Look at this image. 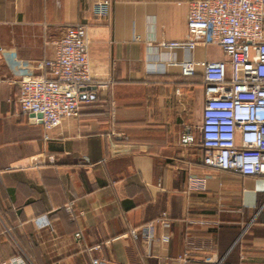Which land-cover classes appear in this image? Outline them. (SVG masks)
Wrapping results in <instances>:
<instances>
[{"label":"crops","instance_id":"1","mask_svg":"<svg viewBox=\"0 0 264 264\" xmlns=\"http://www.w3.org/2000/svg\"><path fill=\"white\" fill-rule=\"evenodd\" d=\"M100 1L0 0V264H264V177L202 164V63L224 55L159 46L187 39L193 0H109L105 17ZM75 24L88 26L94 78L112 85L46 132L20 111L18 78L44 74ZM187 61L194 76L181 75ZM163 213L170 228L157 225L148 251L130 228Z\"/></svg>","mask_w":264,"mask_h":264},{"label":"built area","instance_id":"2","mask_svg":"<svg viewBox=\"0 0 264 264\" xmlns=\"http://www.w3.org/2000/svg\"><path fill=\"white\" fill-rule=\"evenodd\" d=\"M110 11L109 0L97 2L92 9L99 17L108 16ZM53 45V57L43 62L44 74L18 78L20 111L30 116L40 114L41 119L33 120L40 122L46 132L78 117L84 90H105L112 85V81H98L93 76L87 25L67 27ZM159 46L188 50L217 47L222 51L224 59L202 63L205 103L198 128L202 164L243 176L264 177V0H193L188 4L187 39L161 42ZM180 67L183 77L196 74L193 61ZM176 95L181 96L179 89ZM197 141L193 134L180 138L183 146ZM112 147L111 154L123 152L119 144ZM114 147L117 149L113 151ZM65 209L72 220L76 218L72 203ZM158 224L169 229L171 220L163 213L152 222L130 228V234L139 237L151 251ZM76 238H81V233ZM169 240L168 234L162 237L163 242ZM5 264L28 263L15 257ZM92 264L105 263L94 259Z\"/></svg>","mask_w":264,"mask_h":264},{"label":"water","instance_id":"3","mask_svg":"<svg viewBox=\"0 0 264 264\" xmlns=\"http://www.w3.org/2000/svg\"><path fill=\"white\" fill-rule=\"evenodd\" d=\"M97 89H96V87H90V88H87L86 90H84V91H96ZM81 98H83V95H82V97ZM31 117L32 118H37V119H41L42 118V116L39 114V115H37V116H34V115H31Z\"/></svg>","mask_w":264,"mask_h":264},{"label":"rangeland","instance_id":"4","mask_svg":"<svg viewBox=\"0 0 264 264\" xmlns=\"http://www.w3.org/2000/svg\"><path fill=\"white\" fill-rule=\"evenodd\" d=\"M217 50V49H216ZM217 53H219L218 51H217Z\"/></svg>","mask_w":264,"mask_h":264}]
</instances>
